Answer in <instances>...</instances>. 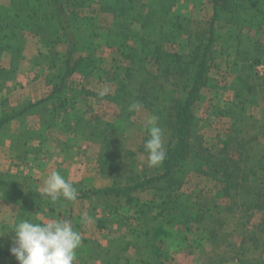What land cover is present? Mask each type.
Returning a JSON list of instances; mask_svg holds the SVG:
<instances>
[{"label":"trees","instance_id":"1","mask_svg":"<svg viewBox=\"0 0 264 264\" xmlns=\"http://www.w3.org/2000/svg\"><path fill=\"white\" fill-rule=\"evenodd\" d=\"M127 1L129 6L122 9L120 0H10L0 9V52L9 53L13 61L9 70L0 69V84L15 76L14 59L22 50V30L27 29L37 36L42 47L52 53H57L60 44L68 48L65 58L58 60L59 67H52L56 69V83L39 102L61 103L75 74L82 77L95 71L94 42L100 21L95 17H83L79 15L80 11L95 5L97 14H106L113 19L122 14L127 16V25L140 26L137 36H131L124 27L126 25L118 22L105 25V47L121 56L122 73L118 75L113 100L120 108L119 115L128 116L131 113L129 105L142 100L143 86L150 87L151 92H146L147 108L157 117L163 130L166 158L150 172L135 173L127 168L132 166L131 159L130 165L119 162L123 149L116 138L117 145L113 149L114 140L106 138L108 130L83 123L73 133L83 137L86 130H90L88 139L96 142L108 157L104 169L125 182L122 189L112 187L94 193L113 195L119 200L124 197L129 207L136 208L123 220L127 232L133 236L132 241L122 247H112L121 254L112 252L108 263L120 264L123 260L124 264H163L160 261L164 243L161 236H170L165 227L191 221L196 234L214 249L219 246L225 250L230 248L239 264H264L246 254L251 248L264 250V145L261 144L264 125L254 116L244 115L245 105L254 102L264 105V75L260 76L256 71L257 66H264V11L258 13L254 10L252 0H209L214 16L223 10L233 13L224 36L226 45L216 51L213 23L210 22L209 28L191 27V12L182 4L188 0ZM254 30L263 37L253 33ZM172 38L180 43V50L163 48L165 40ZM202 39L206 41L204 45L196 48L194 57L190 53L189 56L185 48L193 40ZM178 40L184 41L185 46ZM220 58L236 70L223 87L231 97L228 112L219 109L217 113V116L229 114L230 132L221 141V148L214 152L205 149L196 134L193 109L201 92L214 87L210 64ZM149 60H152L150 70L146 67ZM233 107H239L240 112ZM25 112L26 109L13 110L9 117L0 120V127ZM112 133L115 137V131ZM146 139L147 132L143 141ZM192 173L216 182L215 192L195 196L186 194L182 187ZM0 185L9 186L4 181H0ZM146 190L160 193L163 205L155 209L154 200L133 201V192ZM86 197L84 194L79 198ZM250 210L262 212L259 225L248 231L241 246L236 248L227 244L226 239L219 236L222 229L235 218V228L242 229L245 225L240 223L243 212ZM96 226L100 229L103 221L97 220ZM131 250L133 253L128 254ZM122 254L125 255L123 259ZM86 258L95 264L99 255ZM221 261L219 257L217 263Z\"/></svg>","mask_w":264,"mask_h":264},{"label":"rangeland","instance_id":"2","mask_svg":"<svg viewBox=\"0 0 264 264\" xmlns=\"http://www.w3.org/2000/svg\"><path fill=\"white\" fill-rule=\"evenodd\" d=\"M9 1L0 0V9L6 7ZM252 1L254 10L258 13L264 11V0ZM127 2L120 0V7L127 8L129 6ZM184 2L182 4L191 12L193 19L191 27L199 25L209 28L210 22L213 23L215 43L213 46L216 51H220L221 47L226 45L224 36L233 13L223 10L214 16L209 0ZM94 7L95 5L83 8L79 15L95 17L100 21L94 42L95 71L82 77L79 74L71 77L70 88L61 103L39 102L45 99L56 83L57 73L52 67H59L58 60L65 58L68 48L60 44L57 53H52L42 47L37 36L27 29L22 30V50L19 57L14 59L17 68L15 76L5 84H0V120L9 117L13 110L26 109L25 114L8 120L0 127V181L9 184L0 185V264H18L10 254V248L14 239V233L11 231L20 218L37 223L69 221L82 237L81 246L76 250L74 264H94L86 257L91 258L95 255H99V260L95 264H110L108 260L113 255L112 252L114 255L121 254L112 247H122L133 239L132 234L127 232L123 220L136 208L129 207L124 197L119 200L113 195L102 196L94 193L112 187L122 189L125 186L124 180L115 178L104 169L108 157L101 152L96 142L88 139L90 130H86L83 137L75 136L73 133L83 123H91L90 126H97L99 130H108L105 132L106 138L114 140L111 144L114 150L117 145L115 138L119 140L118 145L123 149L119 162L130 165L131 159V168L127 166L130 171L132 169L135 173L150 172L159 167L148 166L143 141L146 123L154 116L147 108L149 103L146 92H151V89L149 86L142 88L144 90L140 95L142 100L138 101L143 104L141 110L132 111L128 116H120V108L114 102L113 94L118 75L122 73L121 56L105 47V25L111 22L126 25L124 27L131 36L140 34L141 29L138 24L127 25L129 19L123 14L113 19L106 14H97ZM256 35L263 37V34ZM178 41L185 46L184 41ZM205 42V39L193 40L185 50L188 55L190 53L194 57L196 48ZM179 44L173 38L166 39L163 48L177 51L180 50ZM12 61L9 53L0 52V69L9 70ZM151 61L149 60L146 66L149 70ZM225 61L224 58H220L211 62L210 76L214 87L201 92L193 109L196 134L202 139V146L214 152L221 148V141L229 134L231 124L229 114L217 116L219 109L228 112L231 97L229 91L223 87L236 70ZM256 71L260 76L264 75V66H257ZM233 108L240 112L239 107ZM244 109V115H252L264 125V105L254 102L245 105ZM112 131H115V137ZM162 140L165 146L164 136ZM261 144L264 145V140ZM52 172H59L76 188L78 193L76 201L67 202L61 198L52 202L42 196L43 182ZM215 186L216 182L209 178L192 173L188 175L182 189L186 194L195 196L214 193ZM84 194H87L86 198H79ZM131 197L138 203L154 200L155 209L163 205L160 193L138 191L133 192ZM243 214L240 223L245 225L242 229L235 228V218L219 235L226 239L227 244H232L236 248L243 244L248 231L258 226L263 217L262 212L257 210L246 211ZM84 215L91 218L87 224L81 222ZM97 220L103 221L100 229L96 226ZM165 229L170 236H161L164 243L160 261L163 264H219L217 263L219 257L222 258L220 264H239L233 258L230 248L225 250L219 246L214 249L206 239L196 234L191 221ZM133 251L128 254H132ZM246 254L264 263V250L251 248ZM120 256L123 259L125 255ZM119 263L124 264L123 260Z\"/></svg>","mask_w":264,"mask_h":264},{"label":"clouds","instance_id":"3","mask_svg":"<svg viewBox=\"0 0 264 264\" xmlns=\"http://www.w3.org/2000/svg\"><path fill=\"white\" fill-rule=\"evenodd\" d=\"M143 104L135 102L129 105L128 111H139ZM147 139L144 150L147 154L149 167H157L166 158L163 144V130L157 123V117H150L146 123ZM42 196L56 202H74L78 197L76 188L59 172H52L43 182ZM91 218L81 217V222L87 224ZM13 246L10 254L18 264H74L76 250L81 246V234L74 230L67 220H54L47 223H37L20 218L13 225Z\"/></svg>","mask_w":264,"mask_h":264}]
</instances>
